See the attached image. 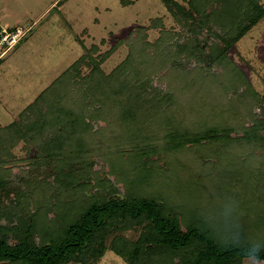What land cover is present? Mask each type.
I'll list each match as a JSON object with an SVG mask.
<instances>
[{
  "label": "trees",
  "instance_id": "obj_1",
  "mask_svg": "<svg viewBox=\"0 0 264 264\" xmlns=\"http://www.w3.org/2000/svg\"><path fill=\"white\" fill-rule=\"evenodd\" d=\"M162 2L178 32L150 44L132 30L108 74L116 47L88 50L0 127V168L20 142L35 149L30 181L0 169V264H97L107 250L125 264H242L253 245L264 260V100L228 55L264 6ZM6 203L31 211L22 229L5 226Z\"/></svg>",
  "mask_w": 264,
  "mask_h": 264
},
{
  "label": "rangeland",
  "instance_id": "obj_2",
  "mask_svg": "<svg viewBox=\"0 0 264 264\" xmlns=\"http://www.w3.org/2000/svg\"><path fill=\"white\" fill-rule=\"evenodd\" d=\"M258 2L264 6V0ZM0 27L25 32L0 60V127L16 120L26 106L88 50L97 58L116 47L100 66L108 74L125 60L137 42L138 37L127 40L132 30L144 29L150 44L161 37L162 31L179 30L162 0H0ZM120 40L125 43H119ZM228 55L264 100V19ZM90 67L91 63L82 65V75ZM27 148L22 142L15 145L10 151L12 160L0 168L14 185L19 179L30 181L35 175L29 166L35 149ZM3 211L5 218H13L6 227L15 223L22 229L30 220L31 211L23 210L15 215L12 204L6 203ZM97 264L125 263L107 250ZM242 264L252 261L244 259Z\"/></svg>",
  "mask_w": 264,
  "mask_h": 264
},
{
  "label": "built area",
  "instance_id": "obj_3",
  "mask_svg": "<svg viewBox=\"0 0 264 264\" xmlns=\"http://www.w3.org/2000/svg\"><path fill=\"white\" fill-rule=\"evenodd\" d=\"M24 34L21 29L13 32L0 27V60L19 43Z\"/></svg>",
  "mask_w": 264,
  "mask_h": 264
},
{
  "label": "clouds",
  "instance_id": "obj_4",
  "mask_svg": "<svg viewBox=\"0 0 264 264\" xmlns=\"http://www.w3.org/2000/svg\"><path fill=\"white\" fill-rule=\"evenodd\" d=\"M260 247L253 245L245 252V257L252 261V264H264V260L260 258Z\"/></svg>",
  "mask_w": 264,
  "mask_h": 264
}]
</instances>
